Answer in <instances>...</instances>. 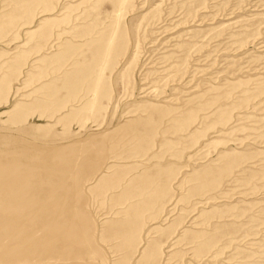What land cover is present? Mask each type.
I'll list each match as a JSON object with an SVG mask.
<instances>
[{
    "label": "rangeland",
    "instance_id": "1",
    "mask_svg": "<svg viewBox=\"0 0 264 264\" xmlns=\"http://www.w3.org/2000/svg\"><path fill=\"white\" fill-rule=\"evenodd\" d=\"M0 264H264V0H0Z\"/></svg>",
    "mask_w": 264,
    "mask_h": 264
}]
</instances>
